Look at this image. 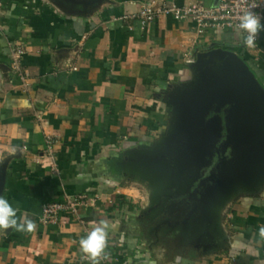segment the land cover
<instances>
[{
  "label": "crops",
  "instance_id": "crops-1",
  "mask_svg": "<svg viewBox=\"0 0 264 264\" xmlns=\"http://www.w3.org/2000/svg\"><path fill=\"white\" fill-rule=\"evenodd\" d=\"M191 1L0 0V196L18 220L37 226L0 229V264H92L80 240L101 219L110 227L100 264H264V147L231 194L219 199L228 201L226 226L213 250L160 256L154 242L161 229L145 219L167 197L162 178L160 184L154 171L143 174L157 158L144 157L166 149L156 137L170 132L174 90L203 78L217 89L238 81L215 108L217 133L229 132L226 108L238 101L248 103L239 121L259 120L264 129V101L244 73L264 90V31L256 47H245L238 29L199 32L190 18L139 17L148 3ZM13 43L26 50L24 80L11 67ZM78 192L89 195L80 219L63 216L58 226L39 221L45 202Z\"/></svg>",
  "mask_w": 264,
  "mask_h": 264
},
{
  "label": "rangeland",
  "instance_id": "rangeland-1",
  "mask_svg": "<svg viewBox=\"0 0 264 264\" xmlns=\"http://www.w3.org/2000/svg\"><path fill=\"white\" fill-rule=\"evenodd\" d=\"M237 83L217 89L213 79L203 78L199 83L195 81L172 93V113L166 127L170 132L167 135L163 131V136L156 137L166 149L159 156L144 157H151L150 162L157 158L152 172H146L144 166L148 162H143L141 167L146 170L144 176L151 177L154 171L157 182H165L167 186L163 191L167 197L157 201V210L145 218L161 229L162 239L154 242L155 251L160 256L191 254L199 250L207 252L215 248L216 242L223 240L224 234L221 235L218 229L226 226L222 211H227L228 201L219 199L231 194L243 180L242 171L248 174L247 164L254 162L262 152L259 149L264 147L261 121L252 119L250 125L247 121H239L247 102L227 105L224 118L229 132L224 129L219 135L215 127V117L218 118L215 112L226 104ZM237 97L243 99L242 95ZM239 122L245 125L238 127ZM232 124L237 126L235 131L230 129ZM238 129L251 131L252 135L244 137ZM215 154L218 155L216 163ZM158 158L164 159L165 167L169 166L160 165ZM212 161L214 166L207 168ZM161 178L164 182L159 181Z\"/></svg>",
  "mask_w": 264,
  "mask_h": 264
},
{
  "label": "built area",
  "instance_id": "built-area-1",
  "mask_svg": "<svg viewBox=\"0 0 264 264\" xmlns=\"http://www.w3.org/2000/svg\"><path fill=\"white\" fill-rule=\"evenodd\" d=\"M252 11L261 17L264 24V0H216L212 4H205L201 0H194L185 5L175 2H152L146 4L139 17L145 21H153L158 16L170 14L176 19L190 18L195 21L199 32L210 27H229L238 29L240 17L247 11ZM11 67L22 80L26 78L27 70L23 66L25 48L20 44L11 45ZM75 69V67H73ZM58 171L57 164L52 165ZM89 195L85 192L67 193L61 200H50L43 204L39 221L42 224L60 225L63 216L79 218V209L88 202ZM63 264V263H55Z\"/></svg>",
  "mask_w": 264,
  "mask_h": 264
},
{
  "label": "clouds",
  "instance_id": "clouds-1",
  "mask_svg": "<svg viewBox=\"0 0 264 264\" xmlns=\"http://www.w3.org/2000/svg\"><path fill=\"white\" fill-rule=\"evenodd\" d=\"M237 28L244 46L256 47L259 35L264 31V24L261 23L259 15L249 10L240 17ZM36 227L31 219L18 220L17 209L4 196H0V229L14 228L17 231L33 232ZM109 227V222L101 219L93 230L80 240L81 251L91 259L92 264H100V260L104 258ZM259 234L264 238V227L259 229Z\"/></svg>",
  "mask_w": 264,
  "mask_h": 264
},
{
  "label": "water",
  "instance_id": "water-1",
  "mask_svg": "<svg viewBox=\"0 0 264 264\" xmlns=\"http://www.w3.org/2000/svg\"><path fill=\"white\" fill-rule=\"evenodd\" d=\"M244 73L246 74V76L251 79L253 85L256 87V89L258 90V92L261 95L262 100L264 101V90L261 86H259V84L253 79L252 75L248 72V71H244Z\"/></svg>",
  "mask_w": 264,
  "mask_h": 264
},
{
  "label": "trees",
  "instance_id": "trees-1",
  "mask_svg": "<svg viewBox=\"0 0 264 264\" xmlns=\"http://www.w3.org/2000/svg\"><path fill=\"white\" fill-rule=\"evenodd\" d=\"M216 157H218V155L217 154H215V163L217 162V160H218V158H216ZM214 161H212L211 163H209V165H207V168H211L212 166H214Z\"/></svg>",
  "mask_w": 264,
  "mask_h": 264
}]
</instances>
